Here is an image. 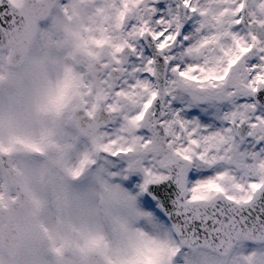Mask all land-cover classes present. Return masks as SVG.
<instances>
[{
  "label": "snow or ice",
  "instance_id": "6c2138e0",
  "mask_svg": "<svg viewBox=\"0 0 264 264\" xmlns=\"http://www.w3.org/2000/svg\"><path fill=\"white\" fill-rule=\"evenodd\" d=\"M27 47L35 110L63 113L82 143L64 173L118 182L147 227L118 258L105 242V264H264V0H0V81L20 78ZM4 115L0 234L19 226L21 194L41 207L26 162L7 154L43 153L50 135H5ZM37 225L64 264L68 237Z\"/></svg>",
  "mask_w": 264,
  "mask_h": 264
},
{
  "label": "clouds",
  "instance_id": "9594fccd",
  "mask_svg": "<svg viewBox=\"0 0 264 264\" xmlns=\"http://www.w3.org/2000/svg\"><path fill=\"white\" fill-rule=\"evenodd\" d=\"M32 50V47H27L24 62L15 66V70L22 73L17 81L12 84L0 81V109L5 114V135L12 131L40 141L42 133L50 131L42 142L43 153L13 151L7 154L10 161L26 162L32 177L31 187L39 195L41 207L36 210L30 200L20 195L12 205L19 218V226L12 222L5 224L0 234V255L8 258L11 253L12 259L16 260L43 254L51 264H55L58 257L45 251L47 241L37 225L38 220H43L50 230L69 239L59 254L64 264H105V242L108 243V252L118 258L120 246L127 243L128 232L137 227L147 231V227L134 213L118 182L109 179L106 187L91 171L75 180L64 173V163L75 162L82 143L73 123L66 120L63 113L57 115L35 110L33 100L43 82L38 67L24 72ZM10 91L16 93L15 99H9ZM48 140L54 143H48ZM7 171L11 172L10 169ZM8 186L12 189L17 187L12 179L8 180ZM37 233L38 238L35 236ZM131 235L138 239V233L131 232ZM91 236L100 238L98 246H88ZM127 251L131 253L134 249L129 246Z\"/></svg>",
  "mask_w": 264,
  "mask_h": 264
}]
</instances>
